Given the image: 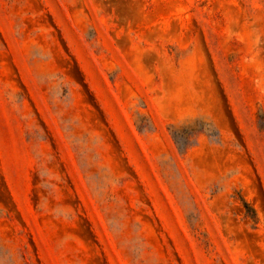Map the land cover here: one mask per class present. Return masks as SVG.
<instances>
[{
	"label": "rangeland",
	"instance_id": "rangeland-1",
	"mask_svg": "<svg viewBox=\"0 0 264 264\" xmlns=\"http://www.w3.org/2000/svg\"><path fill=\"white\" fill-rule=\"evenodd\" d=\"M0 264H264V0H0Z\"/></svg>",
	"mask_w": 264,
	"mask_h": 264
},
{
	"label": "trees",
	"instance_id": "trees-1",
	"mask_svg": "<svg viewBox=\"0 0 264 264\" xmlns=\"http://www.w3.org/2000/svg\"><path fill=\"white\" fill-rule=\"evenodd\" d=\"M196 132L204 133L209 136L213 134V131L210 129L209 125L205 124L202 121H196L194 123H189L188 125H184L180 129L175 130L173 134L174 136H177L180 135L181 133L188 135L189 133L194 134ZM192 134L186 137L187 141L190 140V136ZM187 148H188V143L185 145V149ZM244 207L246 209V215L253 219L255 217L254 211L252 209H249L246 203H244Z\"/></svg>",
	"mask_w": 264,
	"mask_h": 264
}]
</instances>
